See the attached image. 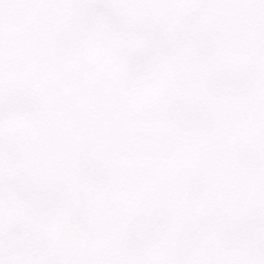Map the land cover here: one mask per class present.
<instances>
[{
  "label": "snow or ice",
  "instance_id": "snow-or-ice-1",
  "mask_svg": "<svg viewBox=\"0 0 264 264\" xmlns=\"http://www.w3.org/2000/svg\"><path fill=\"white\" fill-rule=\"evenodd\" d=\"M0 264H264V0H0Z\"/></svg>",
  "mask_w": 264,
  "mask_h": 264
}]
</instances>
